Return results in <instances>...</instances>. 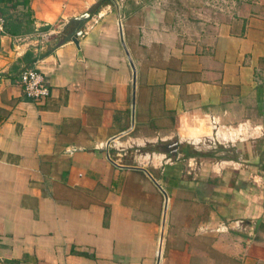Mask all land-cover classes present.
<instances>
[{"label":"crops","instance_id":"0c3cea01","mask_svg":"<svg viewBox=\"0 0 264 264\" xmlns=\"http://www.w3.org/2000/svg\"><path fill=\"white\" fill-rule=\"evenodd\" d=\"M99 1L0 0V264H264V0L201 32L166 0ZM174 132L240 155L185 178L126 153Z\"/></svg>","mask_w":264,"mask_h":264},{"label":"rangeland","instance_id":"374dc122","mask_svg":"<svg viewBox=\"0 0 264 264\" xmlns=\"http://www.w3.org/2000/svg\"><path fill=\"white\" fill-rule=\"evenodd\" d=\"M166 8L173 15L174 25L178 29L184 31H209L211 26L223 19L225 14H235L239 8L243 7L241 0H166ZM178 135L176 132L170 134L168 141H177ZM208 143V139H203ZM206 140V141H205ZM167 141V142H168ZM161 142H155L152 145L148 144L142 147L132 146L126 150V153L133 156L145 155L146 153H152L158 151ZM224 146V145H223ZM216 145L213 149L210 147L197 151L194 146L183 144L179 146V153L176 155L169 152L164 153L167 163H163L162 166L156 165V172H169L182 174L185 178L191 177L194 173L208 172L214 174L215 171H211L213 163H217L215 168H222V170H229V165H225L223 161L228 160L233 155H238L239 149L231 147L230 144L225 147ZM239 148V146H237ZM185 149V150H184ZM241 149V148H240ZM243 149V148H242ZM120 151V150H119ZM123 151V150H121ZM198 152L194 160H190L189 154ZM130 152V153H129ZM240 155V154H239ZM179 157L177 159L176 157ZM200 161H205L200 164ZM148 167L154 168V165L147 163ZM165 168V170H164ZM223 172V171H222Z\"/></svg>","mask_w":264,"mask_h":264},{"label":"built area","instance_id":"2783aa9c","mask_svg":"<svg viewBox=\"0 0 264 264\" xmlns=\"http://www.w3.org/2000/svg\"><path fill=\"white\" fill-rule=\"evenodd\" d=\"M4 30L5 18L0 13V35L4 32ZM51 32L52 31L49 28L38 31L36 42L40 48H46L52 43L50 39ZM19 84L26 96L33 100L44 98L49 94L45 75L36 67H30L23 70L20 74Z\"/></svg>","mask_w":264,"mask_h":264},{"label":"water","instance_id":"95a60500","mask_svg":"<svg viewBox=\"0 0 264 264\" xmlns=\"http://www.w3.org/2000/svg\"><path fill=\"white\" fill-rule=\"evenodd\" d=\"M90 18V14L88 12L81 14L80 16H77L69 21V25L72 26V30L69 34L65 35V39H71L74 42L77 43L78 37L82 33V26L84 23ZM176 145V142L174 143Z\"/></svg>","mask_w":264,"mask_h":264},{"label":"flooded vegetation","instance_id":"af4514ba","mask_svg":"<svg viewBox=\"0 0 264 264\" xmlns=\"http://www.w3.org/2000/svg\"><path fill=\"white\" fill-rule=\"evenodd\" d=\"M175 141H168V142H164V143H161L162 146H160L161 149L169 152L170 154H173V155H176L177 152H178V145L174 144Z\"/></svg>","mask_w":264,"mask_h":264},{"label":"trees","instance_id":"16d2710c","mask_svg":"<svg viewBox=\"0 0 264 264\" xmlns=\"http://www.w3.org/2000/svg\"><path fill=\"white\" fill-rule=\"evenodd\" d=\"M106 2H113V0H100L96 5H95V7H94V9L93 10H97L101 5H103L104 3H106ZM46 28V27H45Z\"/></svg>","mask_w":264,"mask_h":264}]
</instances>
